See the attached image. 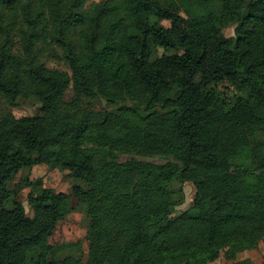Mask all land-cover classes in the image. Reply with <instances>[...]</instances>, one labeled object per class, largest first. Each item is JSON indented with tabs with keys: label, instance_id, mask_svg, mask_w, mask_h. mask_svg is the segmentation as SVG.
Returning a JSON list of instances; mask_svg holds the SVG:
<instances>
[{
	"label": "trees",
	"instance_id": "obj_1",
	"mask_svg": "<svg viewBox=\"0 0 264 264\" xmlns=\"http://www.w3.org/2000/svg\"><path fill=\"white\" fill-rule=\"evenodd\" d=\"M22 100L41 113L13 119ZM0 109V264H83L80 242H50L76 205L88 264H202L264 241V0H0ZM40 164L84 186L14 185Z\"/></svg>",
	"mask_w": 264,
	"mask_h": 264
},
{
	"label": "rangeland",
	"instance_id": "obj_2",
	"mask_svg": "<svg viewBox=\"0 0 264 264\" xmlns=\"http://www.w3.org/2000/svg\"><path fill=\"white\" fill-rule=\"evenodd\" d=\"M97 2L99 0H90ZM167 26L170 25V21H165ZM227 36L234 35V27H229L224 30ZM48 65L52 68L60 70H67L71 72L70 68L63 62L50 59ZM217 86L226 93H234V87L226 81L217 83ZM74 97L72 87L66 93V100L70 101ZM87 102V101H86ZM92 106L103 109L112 108L102 99H94L90 103ZM41 104L35 100H22L16 106H3L7 110L9 115L13 119H17L23 116H31L41 113ZM2 108V109H3ZM0 109V110H2ZM130 155H121L123 160L129 158ZM141 158V157H138ZM146 160L163 163L167 159L154 156L146 157ZM30 175L31 179L41 178L43 179L44 186L55 189L58 192H66L72 194L73 187L76 185H83L82 179L75 177L67 169L50 168L46 164H40L33 167L31 171L23 170L19 173L15 179L14 185L19 183L23 176ZM29 187L22 190L19 197L23 201L26 211L29 216H33V208L28 202ZM196 194V188L192 182H185L184 184V202L177 207L176 214H179L194 204V198ZM73 201L76 205L77 200L73 197ZM87 227L88 219L84 211L76 205L73 212H71L64 220L60 221L54 234L50 238V242L53 244L74 241L80 242L82 245V251L80 256L83 264H88V240H87ZM202 264H264V241H261L259 245L254 249H244L243 247H233L225 251L219 259L214 262H204Z\"/></svg>",
	"mask_w": 264,
	"mask_h": 264
}]
</instances>
